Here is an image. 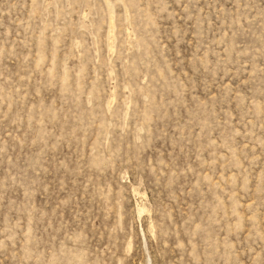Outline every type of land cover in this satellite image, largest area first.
<instances>
[{
	"label": "rangeland",
	"instance_id": "rangeland-1",
	"mask_svg": "<svg viewBox=\"0 0 264 264\" xmlns=\"http://www.w3.org/2000/svg\"><path fill=\"white\" fill-rule=\"evenodd\" d=\"M0 264H264V0H0Z\"/></svg>",
	"mask_w": 264,
	"mask_h": 264
}]
</instances>
